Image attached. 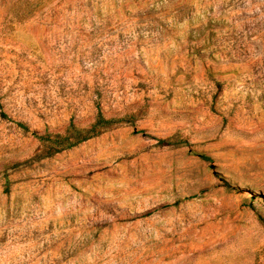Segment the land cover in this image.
<instances>
[{
    "label": "rangeland",
    "instance_id": "374dc122",
    "mask_svg": "<svg viewBox=\"0 0 264 264\" xmlns=\"http://www.w3.org/2000/svg\"><path fill=\"white\" fill-rule=\"evenodd\" d=\"M0 112V264H264V0H0Z\"/></svg>",
    "mask_w": 264,
    "mask_h": 264
},
{
    "label": "trees",
    "instance_id": "16d2710c",
    "mask_svg": "<svg viewBox=\"0 0 264 264\" xmlns=\"http://www.w3.org/2000/svg\"><path fill=\"white\" fill-rule=\"evenodd\" d=\"M0 117L5 118L6 114L0 112ZM134 118L132 116H107L100 107L96 108V113L92 120L85 126L77 125L73 121L59 132L44 131L43 133L33 132L32 135L38 140L39 148L38 152L34 154L33 158L25 161V163H31L33 161H39L44 158L51 157L64 150L71 149L84 141L97 137L107 131L121 127L123 125H132ZM18 126L27 130L22 124ZM157 145L161 147H182L188 146V142L179 138L178 135L166 139H158ZM202 160L208 161L205 155H198ZM17 164H15L16 166ZM9 182L6 180L5 187L8 188ZM264 223V219L261 220Z\"/></svg>",
    "mask_w": 264,
    "mask_h": 264
}]
</instances>
